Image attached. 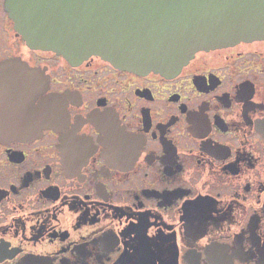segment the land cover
Masks as SVG:
<instances>
[{
  "label": "flooded vegetation",
  "instance_id": "flooded-vegetation-1",
  "mask_svg": "<svg viewBox=\"0 0 264 264\" xmlns=\"http://www.w3.org/2000/svg\"><path fill=\"white\" fill-rule=\"evenodd\" d=\"M14 15L0 0V264H264V39L136 73Z\"/></svg>",
  "mask_w": 264,
  "mask_h": 264
},
{
  "label": "water",
  "instance_id": "water-1",
  "mask_svg": "<svg viewBox=\"0 0 264 264\" xmlns=\"http://www.w3.org/2000/svg\"><path fill=\"white\" fill-rule=\"evenodd\" d=\"M10 1L29 44L136 73L170 74L197 51L264 39V0Z\"/></svg>",
  "mask_w": 264,
  "mask_h": 264
}]
</instances>
